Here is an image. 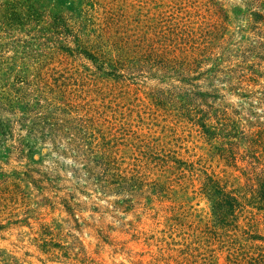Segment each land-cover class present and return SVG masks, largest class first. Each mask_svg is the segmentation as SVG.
Listing matches in <instances>:
<instances>
[{"label":"rangeland","instance_id":"obj_1","mask_svg":"<svg viewBox=\"0 0 264 264\" xmlns=\"http://www.w3.org/2000/svg\"><path fill=\"white\" fill-rule=\"evenodd\" d=\"M263 178L264 0H0V264H264Z\"/></svg>","mask_w":264,"mask_h":264},{"label":"trees","instance_id":"obj_2","mask_svg":"<svg viewBox=\"0 0 264 264\" xmlns=\"http://www.w3.org/2000/svg\"><path fill=\"white\" fill-rule=\"evenodd\" d=\"M261 187H262V192L259 193L258 199L261 200L263 202V204H264V182H261ZM216 203H217V201H216ZM219 203H217V205H216L217 207H219V205H221Z\"/></svg>","mask_w":264,"mask_h":264}]
</instances>
